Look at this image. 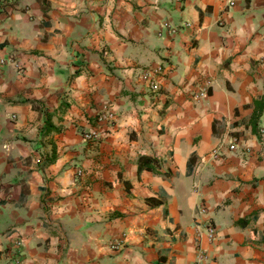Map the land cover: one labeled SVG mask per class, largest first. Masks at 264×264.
I'll list each match as a JSON object with an SVG mask.
<instances>
[{"label": "crops", "instance_id": "1", "mask_svg": "<svg viewBox=\"0 0 264 264\" xmlns=\"http://www.w3.org/2000/svg\"><path fill=\"white\" fill-rule=\"evenodd\" d=\"M0 60V264H264V0H0Z\"/></svg>", "mask_w": 264, "mask_h": 264}, {"label": "built area", "instance_id": "2", "mask_svg": "<svg viewBox=\"0 0 264 264\" xmlns=\"http://www.w3.org/2000/svg\"><path fill=\"white\" fill-rule=\"evenodd\" d=\"M3 64H4V61L3 60H0V69H1V67H2ZM160 72H161V68L160 67H157L153 71H145L142 74V76H141V78L150 85V88L153 91L156 90V88H157V85L154 82L153 76L155 74H159ZM205 88H203V87L200 88L199 91L194 95V98L195 99H199V98L206 97L207 92H206V89ZM113 119H114V115L111 112H109V111H104L100 115V117H99V120L101 122H108V123H110V122L113 121ZM230 147H231V149H233V148H236L237 145L234 144V143H231L230 144ZM210 155H211L212 158H218V153H217L216 150L215 151L213 150ZM78 173L80 174V172H78ZM200 212L201 213H204L205 212L204 208H201L200 209ZM205 230H206V233H207L208 238L210 240L214 239V236H215L214 235L215 234L214 228L211 227L210 225H207V228ZM20 244H21V242H19V241H17L15 243V245L17 246V249L20 247ZM120 246H121V243L119 241H115V242H112L111 243V248H113V249L116 248L118 250ZM199 254L200 255H199L198 263H202V261L205 259V252L204 251H200ZM12 258H13V262L15 264H19L20 263L21 258H20V255L19 254L12 255Z\"/></svg>", "mask_w": 264, "mask_h": 264}, {"label": "trees", "instance_id": "3", "mask_svg": "<svg viewBox=\"0 0 264 264\" xmlns=\"http://www.w3.org/2000/svg\"><path fill=\"white\" fill-rule=\"evenodd\" d=\"M77 74H79L78 71H76L73 75H71V78L77 76ZM67 107H68L67 103H60V105L57 107V109L53 112L43 111V112H45V120H44L43 126L41 127V133L46 134V133L51 132V131H57V129L51 125L49 118L51 115L63 113L67 109ZM257 109L258 110L255 111L251 117V124L253 126H256V122H257L258 118L261 116V109L260 108H257ZM55 160H56V152L53 149L51 151L50 155L44 156L43 160L39 163V167L52 164Z\"/></svg>", "mask_w": 264, "mask_h": 264}]
</instances>
